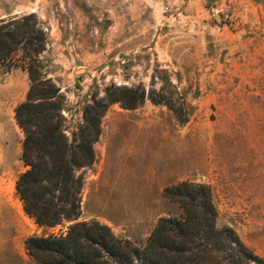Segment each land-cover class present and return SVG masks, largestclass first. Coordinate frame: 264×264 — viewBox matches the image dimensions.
I'll list each match as a JSON object with an SVG mask.
<instances>
[{
  "label": "rangeland",
  "instance_id": "rangeland-1",
  "mask_svg": "<svg viewBox=\"0 0 264 264\" xmlns=\"http://www.w3.org/2000/svg\"><path fill=\"white\" fill-rule=\"evenodd\" d=\"M25 19L47 40L34 60L20 44L0 62V264H37L27 238L65 236L79 222L143 249L160 218L184 215L163 194L181 181L209 185L218 211L220 233L195 239L192 252L220 264L244 248L264 258V0H0V25ZM126 89L144 100L108 102ZM29 92L32 103L61 106L77 160L85 108L93 116L90 106L107 104L94 162L73 167L80 214L54 226L26 213L16 187L30 168L15 118ZM89 253L99 264H143Z\"/></svg>",
  "mask_w": 264,
  "mask_h": 264
},
{
  "label": "trees",
  "instance_id": "trees-1",
  "mask_svg": "<svg viewBox=\"0 0 264 264\" xmlns=\"http://www.w3.org/2000/svg\"><path fill=\"white\" fill-rule=\"evenodd\" d=\"M46 40L45 32L36 30L26 19L20 26L19 22H13L11 27L0 25V62L9 60L20 44L30 60H34L33 57L44 50ZM123 93L124 96L112 92L108 102L121 101L123 107L132 109L144 100L143 92L138 94L137 90L126 89ZM51 95L54 94H42L41 98ZM31 100L29 92L27 101L16 108L15 118L25 133L22 159L30 166L19 176L16 187L26 213L34 217L39 225L54 226L63 217L77 218L80 214L81 182L75 178L73 167L89 166L94 162L93 142L99 137L100 118L107 104L97 102L95 107L90 106L96 110L93 116L85 108L87 123L82 129L84 140L77 144L81 157L77 160L67 152L62 122L58 119L61 106L55 101L32 103ZM43 181L51 183L59 194ZM163 194L180 204L184 215L181 218H160L150 236L149 245L143 249L116 237L108 225L92 221L74 224L65 236H31L26 240L27 250L37 264H99L89 253L91 247L128 262L136 257L143 264H220L213 255L207 261V256L201 251L192 252L197 247L195 239L220 233L214 228L218 211L210 186L181 181L166 186ZM221 232L226 234L224 230ZM187 252H191L190 255ZM236 255L231 264H249L252 260L255 264H264V258L248 248L241 249Z\"/></svg>",
  "mask_w": 264,
  "mask_h": 264
}]
</instances>
